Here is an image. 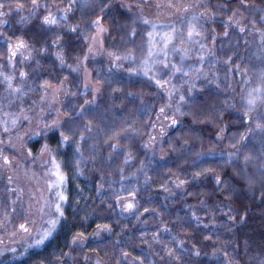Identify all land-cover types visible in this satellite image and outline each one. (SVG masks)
<instances>
[{
	"label": "rangeland",
	"instance_id": "obj_1",
	"mask_svg": "<svg viewBox=\"0 0 264 264\" xmlns=\"http://www.w3.org/2000/svg\"><path fill=\"white\" fill-rule=\"evenodd\" d=\"M4 2L6 7L3 11L7 12V1ZM29 3L21 9L22 22L16 25L30 27L34 24H30V20L38 15V32L44 38L26 41L22 35L8 28L7 16H0V20L6 21L0 24V42L6 45L3 55H0V141H3L0 143V193L4 194L0 196V264H11L28 257L44 247L58 232L63 217H59L56 230L43 245L29 247L38 233L49 227L47 221L58 216L54 205L61 203L65 211L70 180L88 179L85 176L95 161L102 139H118L114 148L124 157L115 188L110 182V189L124 194L128 189L142 187V179H139L146 167L161 162L166 153L163 130L158 132L148 126L149 123L157 122L158 127L172 125L173 119L179 121L185 114L196 95L204 92L220 95L223 108L246 126L241 136L247 138L241 141V136L228 137L227 147L218 146V149L200 154V158H226L240 167L247 182V194L254 199L264 196V176L261 175L264 133L256 129L258 119L264 117V104L257 103L256 109L249 114L251 121L245 116L248 93L254 88L264 87L261 79L264 73L263 6L240 1L211 3L209 0H39L41 7L33 15ZM65 10L67 19H63ZM49 12L58 18L56 25L43 22ZM193 17L197 19L193 20ZM145 19L151 23L145 24ZM237 19L240 20L239 26L234 22ZM97 20L105 29L101 33L97 32L94 24ZM189 23L196 24L201 32L200 36L194 35L191 42L188 38ZM152 25L156 27L150 43L148 33L153 31ZM73 27L76 31L71 30ZM42 29H46L47 34ZM172 29H175L174 38L167 49H163V37ZM66 33L78 35L70 51L65 48ZM20 41L26 47L13 57L9 45L14 47ZM150 47L154 53L152 58L148 57ZM58 52L63 56V64L57 59ZM49 53L56 54L53 55L56 71L45 74L42 63ZM144 60H149L148 67L152 69L147 76L144 75ZM173 65L181 71L176 72ZM21 72L27 76L21 78ZM6 76L12 78V88H9ZM116 77L155 82L151 93L146 96L135 94L139 105L126 118L120 117L111 105L110 84ZM15 88L20 91H14ZM60 113L72 117L63 126L70 139L65 144L61 143V136L58 139L54 137L55 145H48L65 177L62 191L67 200L63 202L56 196L61 189L50 187L56 177L50 173L53 165L49 156L47 153L40 155L41 148L47 143L43 139L47 140L49 135L37 131L54 121ZM25 116L30 120H25ZM13 119L17 120L14 126ZM5 122L9 129L7 132L4 130ZM25 125L29 131L34 128L33 132L17 135ZM143 127H146L142 133L144 139L150 135L152 141L146 140L147 143L138 148L130 143L140 135ZM89 128L91 131L87 130ZM249 128L253 129L251 133ZM37 141L40 143L34 147ZM28 149H31V155ZM7 152L10 153L9 158ZM230 153L233 155L229 156ZM248 155L252 159L245 162L244 157ZM7 177L18 182L19 186L12 184L16 188L10 194L17 195L12 201L5 194L6 189L12 188H9L11 183H7ZM107 184L105 178L97 183L100 196L103 185ZM22 224L27 232L21 229ZM206 225L210 224H202L203 227ZM219 226L214 225L217 234L221 230ZM171 239L170 249L152 248L153 253L148 257L151 263H191L186 256L188 243L185 237L174 235ZM231 251H236L234 245ZM259 260L261 258L254 263L258 264Z\"/></svg>",
	"mask_w": 264,
	"mask_h": 264
},
{
	"label": "trees",
	"instance_id": "obj_2",
	"mask_svg": "<svg viewBox=\"0 0 264 264\" xmlns=\"http://www.w3.org/2000/svg\"><path fill=\"white\" fill-rule=\"evenodd\" d=\"M6 1L7 12H11L7 16L8 28L26 41L43 37L38 32V15L30 20V24L34 22L30 27L17 26L22 22V10L17 11L16 0ZM238 1L264 7V0H209L211 3ZM19 2L29 6L31 0ZM42 30L47 34L46 29ZM70 35L64 37L67 51L72 50L78 38L76 34ZM5 49L6 45L0 42L1 56ZM53 55L56 54L49 53L43 60L45 74L56 71ZM152 85L155 82L116 77L110 84L113 110L126 118L139 105L135 94L146 96L153 91ZM70 119L72 117L60 113L54 120L59 122V128L52 126V121L49 127L44 125L35 130L49 135L43 141L55 145L54 137L58 139L65 122ZM148 126L158 132L163 130L166 153L161 162L146 167L139 179L143 186L128 189L124 194L110 189V182L115 188L124 157L114 148L118 139H102L98 156L85 176L88 179L70 180L69 198L58 232L40 250L11 264H154L148 258L153 253L152 248L170 249L174 235L187 240L189 264H255L256 259L264 258V196L250 197L240 167L226 158H200V154L218 149V146L227 147L228 137L238 138L246 131L244 123L223 108L220 95L198 94L177 123L158 127L157 122L152 121ZM29 130L25 125L17 135ZM145 131L143 127L130 144L141 148L146 140L151 142L150 135L144 139L142 133ZM39 143L35 142L34 147ZM7 157H10L9 152ZM217 177L223 183L217 184ZM103 178L108 184L103 185L100 196L97 183ZM7 183H11L9 188L13 189H6L5 194L11 198L9 201L15 200L17 195L10 193L19 188L18 182L7 177ZM0 196L4 194L1 192ZM98 197L101 198L98 200ZM128 204L133 207L128 209ZM205 223L210 225L203 227ZM214 225H220L218 234ZM78 233L83 235L78 236ZM233 245L236 251L232 252Z\"/></svg>",
	"mask_w": 264,
	"mask_h": 264
},
{
	"label": "snow or ice",
	"instance_id": "obj_3",
	"mask_svg": "<svg viewBox=\"0 0 264 264\" xmlns=\"http://www.w3.org/2000/svg\"><path fill=\"white\" fill-rule=\"evenodd\" d=\"M31 12L34 15L39 8L41 7L39 0H31ZM9 7L11 6L10 4L8 5ZM6 7V4L4 2V0H0V16H9L11 15V12H5L3 11V9ZM25 7V5L23 3H20L19 0H16V9L17 11L23 9ZM45 8H47V5H44ZM103 10V9H102ZM187 10V9H185ZM204 13H201V16H203ZM235 15V14H234ZM63 19H67V10H65V16L63 17ZM196 17H193V20H196ZM230 21L233 20L232 17L229 18ZM43 22L47 25H56L58 23V18L56 16H54L51 12H49L48 15H46L43 19ZM235 24L237 26L240 25V20L237 19L234 21ZM2 23H6L5 20H0V24ZM145 24H150L151 22L147 19L144 20ZM96 28H97V32L101 33L103 32L105 29L101 26L100 21L97 20L94 22ZM228 25H226L225 27H227ZM153 27V31L148 33V36L150 38V43H152V38L154 37V33H155V25H152ZM72 31H76V28L73 27L71 29ZM240 31L243 32L244 28L241 27ZM174 33H175V29H172L171 33H165L163 39L165 41L164 45H163V49H167L168 44L172 42L173 38H174ZM135 34V33H133ZM200 36L201 32L197 30V25L196 24H192L189 23V28H188V38H189V42H191L192 37L193 36ZM225 35L227 36L228 33L227 31H225ZM55 43V42H54ZM262 43H264V35H262ZM59 47V45H57ZM26 47V44L23 41L18 42L14 47L12 45H9V52L11 53V55L14 57L16 55V52L20 49H23ZM89 51L91 52V48H89ZM166 56V52L164 53ZM154 56V53L152 51V48H149L148 51V57L152 58ZM57 59L60 60V62L63 64L64 63V59L63 56L58 52L57 53ZM85 59H87V57H85ZM117 59H120V57H117ZM144 75H148L149 72L152 70L150 67H148L149 65V60H144ZM167 67V65H165ZM173 69L176 72H180L181 69L179 67H176L175 65L172 66ZM21 78H25L27 76V73L25 72H21L20 73ZM6 80L9 81V88H12V84H11V77H5ZM261 79L262 81H264V73L261 74ZM157 84H160V81L157 80L156 81ZM16 92H19L20 89L19 88H15L13 89ZM171 95V94H170ZM181 100L184 99L183 96L180 97ZM260 102L262 104H264V87H258V88H254L252 89L249 93H248V97L246 99V104H247V111L245 112V116L249 119V121L252 120V117L249 115L252 111H254L256 109L257 103ZM164 109L161 108V112H163ZM25 120H30L29 117L25 116L24 117ZM17 123L16 119L12 120V125L14 126ZM173 124L177 123V121L175 119H173L172 121ZM57 128H59V122L58 121H53V125ZM45 127H49L48 125H45ZM256 129L259 130L260 132L264 133V117H260L256 123ZM6 132L9 131L8 127H7V123L5 122V129ZM88 131H91V129H87ZM253 131L252 128L248 129V132L251 133ZM223 132V129H222ZM37 135H39L40 133H36ZM60 136H61V143H67L70 139L69 135L65 134V132L63 130L60 131ZM247 137L246 136H241V141L245 140ZM84 137L81 136V140H83ZM0 143H3V141H0ZM233 147H235V144L232 145ZM77 151H79V148H77ZM29 155H31V149H28ZM47 153L49 156V159L53 165L52 169L50 170L51 175L56 177V181L54 182V185H50V187L55 186L61 190H58L56 192V196L58 198L59 201L63 202L65 200H67V197L64 195L63 191H62V186L65 183V177L61 172V166L59 163L56 162L55 157L52 155V150L49 148V145L47 143H45L43 145V147L40 150V155L44 156V154ZM233 155L232 153L229 154V156ZM5 162H7V157L4 158ZM245 162L249 161L250 159H252V157L250 155L245 156L244 157ZM230 162V161H229ZM202 173H197L196 175H201ZM261 175L264 176V163L261 164ZM183 183V181L181 182ZM216 183L217 184H221L223 183V181L220 179V177L216 178ZM133 207L132 204H128L127 208L131 209ZM55 208V213L58 214V216L56 218H51L47 221L49 227L47 229H45L42 233H38L37 238L35 239L34 243L29 244V247H39L41 245H43L45 243V241L53 234V232L56 230V226L59 223V217H63L64 216V211L62 208L61 203H56L54 205ZM43 211V210H42ZM21 229H23L25 232L28 231V229L25 227V225H21L20 226ZM78 236H82V233H78ZM76 241L74 240L73 243H75ZM15 251V250H13ZM27 252V249H25V253ZM196 255H199V252L196 253ZM258 264H264V258H262L261 260H259Z\"/></svg>",
	"mask_w": 264,
	"mask_h": 264
}]
</instances>
